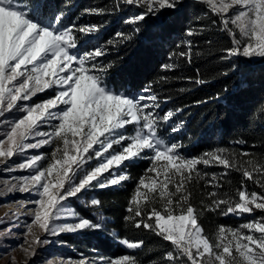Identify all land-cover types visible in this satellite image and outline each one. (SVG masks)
Wrapping results in <instances>:
<instances>
[{
  "label": "snow or ice",
  "instance_id": "snow-or-ice-1",
  "mask_svg": "<svg viewBox=\"0 0 264 264\" xmlns=\"http://www.w3.org/2000/svg\"><path fill=\"white\" fill-rule=\"evenodd\" d=\"M183 2L112 0L110 8H89L84 13L108 16L128 9L122 23L130 31L116 33L128 42L149 17L158 20L165 10L175 11ZM195 2L205 6L211 24L227 37V46L216 49L219 59H264V0ZM70 7V0L56 10L52 0H0V165L10 172L29 173L16 184L5 182L8 191L36 197L21 202L35 206L29 210L31 222L26 225L27 247L20 245L26 260L37 256L39 247L64 243L50 238L103 232L130 251L108 259H81L76 264H141L133 253L144 241L109 230L103 202L93 193L122 187L131 179L127 169L147 160L123 219L132 228L148 230L168 243L162 253L164 264H264V215L255 216L256 211L264 213V155L228 148L183 155L181 143L166 139L183 130L184 122L174 119L183 109L162 111L161 104L171 97L162 100L151 84L136 93L111 87L107 77L115 63L103 58L110 54L109 46H119V40L100 42V24L64 23ZM204 31L203 27L198 32L189 28L185 36ZM205 43L211 46L213 41L209 38ZM193 47L192 40L183 47L177 45L179 50L169 56L173 62L164 64L163 70L177 71V58L191 65L193 56L201 55ZM177 79L198 86L208 82L199 69L195 78ZM45 146L50 153L27 155L28 150ZM14 156L21 159L10 164ZM201 165L223 171L207 172ZM232 172L240 175L238 186L228 179ZM200 181L203 190L197 208L191 202L192 187ZM248 182L259 191L250 189ZM225 184L229 185L226 191ZM73 201H79L91 215L82 214ZM204 212L237 218L247 214L251 219L237 226L218 225L214 235L208 236L198 223ZM6 234L0 231V237Z\"/></svg>",
  "mask_w": 264,
  "mask_h": 264
},
{
  "label": "trees",
  "instance_id": "trees-1",
  "mask_svg": "<svg viewBox=\"0 0 264 264\" xmlns=\"http://www.w3.org/2000/svg\"><path fill=\"white\" fill-rule=\"evenodd\" d=\"M52 3L55 6L53 10H56L63 7L64 0H52ZM70 3L64 23L76 20L82 24H100V42L119 40V46H109L110 54L103 58L115 63L107 77L111 87L136 93L151 84L153 91L162 100L164 97H171L167 103H162L165 109H183L178 116L184 122V127L177 135L178 142L183 145L181 152L188 156H199L217 148H228L237 153L246 151L257 156L264 155V59H219L221 53L216 49L227 46V37L211 24L212 17L206 15L204 5L195 0H184L177 10H165L158 20L149 17L142 23L141 32L134 34L131 41L125 42L116 33L130 31V26L122 23L128 9L108 16L88 15L84 13L85 9L110 8L112 0H70ZM202 27L205 28L203 35L185 36L187 29L192 28L198 32ZM209 38L213 41L211 46L205 43ZM84 39L95 40L96 37ZM188 40L194 42L193 51H199L201 55H194L191 65L177 58L180 68L175 72L163 70L164 64L173 62L169 60V56L179 50L177 45L183 47ZM197 69L208 80L204 85L198 86L177 79L195 78ZM164 76L168 77L167 81L160 80ZM180 89L184 91L181 92ZM238 140L246 143H235ZM148 163L144 160L129 167L127 171L131 179L124 181L122 187L96 190L93 195L103 202L109 230H114L120 237L144 241V245L133 253L138 256L141 264H164L162 253L169 247L168 243L148 230L132 228L123 219L136 183L144 174ZM201 168L218 174L223 171L221 167ZM228 179L234 186H238L240 175L232 172ZM248 186L259 191L251 182H248ZM228 188L229 185L225 184L224 190ZM202 190L203 181L194 182L191 202L197 208L200 207ZM72 203L82 214L91 215L90 210L79 201ZM260 214L264 213L255 212V215ZM246 220V217H225L214 212H204L198 223L206 235L213 236L218 225L237 226ZM58 239L80 253L98 254L106 258L118 257L130 251L100 232L64 234Z\"/></svg>",
  "mask_w": 264,
  "mask_h": 264
},
{
  "label": "rangeland",
  "instance_id": "rangeland-1",
  "mask_svg": "<svg viewBox=\"0 0 264 264\" xmlns=\"http://www.w3.org/2000/svg\"><path fill=\"white\" fill-rule=\"evenodd\" d=\"M254 60L259 58H253ZM40 96H45L47 93L38 94ZM36 99V98H33ZM162 111H166L163 104H161ZM174 119L180 121V117L176 116ZM178 133L171 134L166 137L172 142H178ZM179 143V142H178ZM37 151L40 153H50L51 149L47 146L40 148L39 150H28L27 155L36 154ZM183 155L188 156V154L183 153ZM21 158L14 156L12 162H19ZM200 167H203L202 165ZM27 171H8L3 165H0V231L6 232L5 236L0 237V264H66V262L71 261L73 264L80 261L81 259H93L99 260L102 256L98 254H83L76 251L73 247L65 243H52L45 245L36 249L38 255L32 259H27L24 252L21 250L20 245L27 247L24 244L26 239L25 233L27 231L26 225L31 222V208L35 207L32 204H24L21 202H27L35 199V195L29 192L20 191H8L5 182H10V184L18 183V179L24 175H28ZM15 178V179H14ZM117 187V186H114ZM19 213V215H17ZM264 214L255 215L259 217ZM243 217L251 219L247 214ZM10 230V231H9ZM33 231L43 237V233L38 228H33ZM102 235L106 236L105 233ZM81 234V233H78ZM64 235V234H63ZM107 237V236H106ZM109 238V237H108ZM28 240L32 237L27 236ZM58 239V238H50ZM110 239V238H109ZM112 240V239H111ZM114 241V240H113ZM116 242V241H115ZM108 259L106 257H103Z\"/></svg>",
  "mask_w": 264,
  "mask_h": 264
}]
</instances>
